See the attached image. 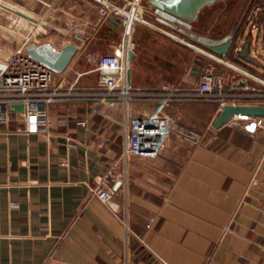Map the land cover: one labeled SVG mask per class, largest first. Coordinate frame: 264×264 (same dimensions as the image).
<instances>
[{
  "label": "crops",
  "instance_id": "1",
  "mask_svg": "<svg viewBox=\"0 0 264 264\" xmlns=\"http://www.w3.org/2000/svg\"><path fill=\"white\" fill-rule=\"evenodd\" d=\"M10 1L36 21L10 13L18 18L12 23H29L36 34L15 33L6 51L0 49V72L11 53L23 52L27 39L56 49L73 43L78 51L63 73L54 74L53 87L104 88L93 58L114 53L121 34L106 25L93 0ZM160 19L146 6L128 35L142 89L194 90L206 70L218 74L225 89L239 76L252 90L238 91H264L235 68L264 79L262 71L230 52L212 57ZM42 26L46 30L37 38ZM6 27L0 26L1 44L9 38ZM256 46L262 52L264 37ZM256 65L264 70L263 54ZM198 108H209L208 125L214 122L218 105L178 103L166 110L176 122L167 151L157 159L133 157L126 165L120 160L118 102L56 100L45 132H27L20 113L7 112V121H0V264H264V121L260 127L244 118L233 128L208 126L197 132L208 145L193 149L181 133H194L189 121ZM109 172L126 176L128 184L116 182L120 186L107 206L93 189Z\"/></svg>",
  "mask_w": 264,
  "mask_h": 264
},
{
  "label": "built area",
  "instance_id": "2",
  "mask_svg": "<svg viewBox=\"0 0 264 264\" xmlns=\"http://www.w3.org/2000/svg\"><path fill=\"white\" fill-rule=\"evenodd\" d=\"M93 1L97 4L98 14L104 21L114 17L125 24L124 41L117 49L121 55L114 52L93 58L97 63V70L102 75H109L104 82V88L89 91H79L73 86L66 90L55 88L53 87L55 73L52 70L31 60L23 52H13L7 58L4 70L0 72L1 122L7 121L6 108L10 104H23L24 112L20 115L26 131L45 132L50 124L48 108L56 100L87 99L108 103L118 102L123 109L124 131L120 160L126 165L133 157L157 159L167 151L171 136L176 131V122L166 110L178 103L218 101V112L224 105H264V91L225 89V86H219L218 82L214 84L215 75L219 77L214 73L204 75L197 88L189 91L178 89L149 91L129 88L126 61L128 35L133 22L141 19L146 4L143 0ZM263 10L261 4H253L240 19L237 31L232 37L233 46L230 53L233 56L237 57L243 51L245 38L251 41L249 57L253 62L257 63L262 54L264 55V49L259 52L256 46V42L264 37V21L259 19V14ZM254 42L255 46L252 44ZM235 70L264 85L263 78L237 68ZM133 112L137 114L133 116ZM242 118L254 119V125L257 127H260L264 121L263 118L235 116L224 126L233 128ZM79 124L85 125L82 121ZM181 135L191 146H194L193 148H204L208 145L205 135L191 132H183ZM116 182H120L125 187L128 184L126 176L119 178L112 172L97 179L93 193L104 205H112ZM123 223L126 225L125 221Z\"/></svg>",
  "mask_w": 264,
  "mask_h": 264
},
{
  "label": "water",
  "instance_id": "3",
  "mask_svg": "<svg viewBox=\"0 0 264 264\" xmlns=\"http://www.w3.org/2000/svg\"><path fill=\"white\" fill-rule=\"evenodd\" d=\"M146 6L152 8L155 13L161 17V23H166V25L174 31H179L178 27L187 26L196 21L201 13V11L218 1L222 0H143ZM0 8L30 22H36L34 19L25 15L24 13L2 3L0 1ZM164 19V20H163ZM264 21V19H263ZM106 25L117 30L121 34L119 43L122 44L124 41V29L125 24L123 22H118L114 17H109L105 21ZM181 34L186 35L193 42H196L203 46L207 52L210 53L212 57L221 58L226 56L231 52L233 46V38L225 39L221 41L211 40L207 37H198L194 32L186 30L184 28L180 29ZM251 41L246 40L244 44L243 51L239 53V58L244 59L247 63L252 62L249 57ZM78 48L73 43L65 44L61 49H56L50 43L36 44L34 42H29L25 45L23 53L29 57L31 60L45 66L46 68L52 70L55 74L63 73L73 58L75 57ZM115 54L121 55L119 50L115 51ZM134 50L133 41L129 40L128 50L126 55L127 61V83L129 88L134 90H144L142 89L140 77L141 71L138 67L133 64ZM195 64L200 65L201 62L196 60ZM4 67H2L3 69ZM202 75L206 74V70L201 71ZM210 74V73H209ZM208 74V75H209ZM212 74V73H211ZM105 80L109 75H102ZM117 77V75H115ZM217 75L214 77V84L217 82ZM235 81L229 84V90H252L243 78L236 76ZM119 84L117 85V87ZM211 105H219L218 101L208 102ZM6 110L13 113H23V104H10ZM247 117V118H264V105H224L218 112L214 122L213 128L219 129L232 117ZM120 186V183L114 185V190Z\"/></svg>",
  "mask_w": 264,
  "mask_h": 264
},
{
  "label": "rangeland",
  "instance_id": "4",
  "mask_svg": "<svg viewBox=\"0 0 264 264\" xmlns=\"http://www.w3.org/2000/svg\"><path fill=\"white\" fill-rule=\"evenodd\" d=\"M2 3L12 7V2L10 0H0ZM262 0H222V1H218L210 6H207L206 8H204L201 12V16L199 18V20L193 25L194 26V33H198L200 35H205L208 34L213 38H209L211 40H216V41H221V40H225V39H231L232 37H234V34L237 31V27L238 24L240 22V19L242 17V14L244 12H246L253 4H259V2ZM17 3V1H15ZM261 4V3H260ZM263 5V4H262ZM2 9V8H1ZM4 10V9H3ZM6 11V10H5ZM12 14V13H11ZM10 12H2V10L0 11V26H7L6 28H9V34H8V39L7 40H3V43L0 45V49L1 51H6L5 49L7 48V46L9 47L11 45V41L12 39H17V35L15 33H21L24 36H32L31 32L32 31V25H30L29 23L23 22V25H20V27L16 24L12 23V19H18V18H14V14L11 15ZM244 17V15H243ZM264 18V13H260L259 14V19H263ZM16 21V20H15ZM16 26L17 29H15L14 31V27ZM43 29V30H42ZM45 27L42 26L41 28V32L38 34L37 38H42V31L44 30ZM48 32V30L46 31ZM247 32V31H246ZM34 34L33 36H35V31L32 33ZM16 36V38H15ZM246 36V33L245 35ZM204 38V37H203ZM215 38V39H214ZM2 41V39H0V42ZM25 41V39H24ZM9 42V44L7 45L6 43ZM32 42V41H26V44ZM100 56V55H99ZM4 58V57H3ZM215 67V69H222L224 72H228L229 70L227 68H222L218 65H215L214 63H212ZM136 66V65H135ZM247 66L254 70V71H262L264 73V70L260 69L255 62H250L247 63ZM137 67V66H136ZM232 73L229 74V80H231L232 78ZM230 82V81H229ZM194 116L192 117V119L189 121L190 122V128L194 131V133L199 132V133H204L206 130V128L208 126L209 129H212V125L213 123H210L208 125V120H209V114L211 113V110L209 108H198L195 109L193 112ZM169 115V113H168ZM187 120H189V118H187ZM181 123H183V121H181ZM210 131V130H209ZM192 133V132H191ZM203 135V134H200ZM207 138V136H206ZM172 141V139H171ZM170 141V145L172 144ZM190 145V144H189ZM191 146V145H190ZM194 147V146H191ZM193 149H197V148H193Z\"/></svg>",
  "mask_w": 264,
  "mask_h": 264
},
{
  "label": "flooded vegetation",
  "instance_id": "5",
  "mask_svg": "<svg viewBox=\"0 0 264 264\" xmlns=\"http://www.w3.org/2000/svg\"><path fill=\"white\" fill-rule=\"evenodd\" d=\"M206 8V7H205ZM202 12V11H201ZM200 16H201V13H200V15H199V17H198V19L196 20V21H194L193 23H191L190 24V27L189 28H187V26L185 27V26H181L179 29H182V28H184V29H186V30H190L191 32L194 30L193 28H194V24L199 20V18H200ZM194 32V31H193Z\"/></svg>",
  "mask_w": 264,
  "mask_h": 264
}]
</instances>
